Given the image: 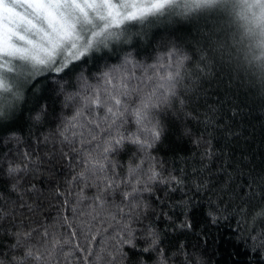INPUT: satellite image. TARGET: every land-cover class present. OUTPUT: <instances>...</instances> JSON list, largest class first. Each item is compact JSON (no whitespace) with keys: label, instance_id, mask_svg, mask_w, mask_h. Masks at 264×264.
Masks as SVG:
<instances>
[{"label":"snow or ice","instance_id":"snow-or-ice-1","mask_svg":"<svg viewBox=\"0 0 264 264\" xmlns=\"http://www.w3.org/2000/svg\"><path fill=\"white\" fill-rule=\"evenodd\" d=\"M218 17L231 44L221 39ZM181 25L190 27L177 35ZM225 48L253 70L247 92L264 107V0H0V129L19 120L27 93L50 77L67 110L35 148L21 153L16 132L0 136V264H197L157 222L190 230L201 194L210 222L238 217L251 249L264 253V173L244 153L232 159L229 146L244 139L235 129L248 104L236 103L233 89L241 85L231 75L225 84L217 71ZM141 49L152 52L142 58ZM90 61L94 71H85ZM213 82L222 96L194 100ZM46 109L27 119L47 121ZM182 119L181 134L196 151L169 170L153 151L166 123ZM193 121L203 129L195 139ZM57 157L75 165L67 181L75 187L52 191L54 219L42 212L46 197L35 177ZM244 168L247 178L233 188ZM159 186L183 196L171 206L159 195L149 203Z\"/></svg>","mask_w":264,"mask_h":264},{"label":"trees","instance_id":"trees-1","mask_svg":"<svg viewBox=\"0 0 264 264\" xmlns=\"http://www.w3.org/2000/svg\"><path fill=\"white\" fill-rule=\"evenodd\" d=\"M217 23L226 29L222 33L221 39L227 40L231 44V32L227 31L225 19L218 17ZM189 27V25H181L177 35H183ZM231 31L235 32L236 29L233 28ZM151 52V49L147 53L141 49L142 58H146ZM219 59L221 58L218 57ZM106 62L109 61L107 59L100 61V65ZM89 69L94 71V62L90 61L84 70L88 71ZM217 71L221 72L225 84L228 83V75H231L235 79V83L241 85V87L233 89L237 96L236 103L248 104V107L244 109V112L247 113L245 119L235 129L237 132H241L244 139L229 146L234 153L232 159L233 161H237L241 158V153H244L248 157V160L245 162L249 164V167H254L257 172L264 173V107H260L254 103L253 94L247 92V87H251L255 80L253 70L247 66L242 54L238 58L236 52L233 51L230 53L225 48L222 57V66L217 68ZM52 80V77L47 81L41 80L35 88L30 90L27 93V103L23 106V113L19 120L7 128L0 129V136H7L12 131L16 132L20 137L21 153L27 150L29 145L35 148L38 139L43 143L45 137H51V134L56 130L58 124L57 118L62 117L67 112L66 109L62 110L61 108V103L57 99L56 92L54 91L56 84ZM214 92L218 93V95H213L212 93ZM222 95V85L216 82L211 83V85L206 83L200 96L198 98L194 97V100L198 99V102L203 105L205 101L211 103L218 96ZM45 104L47 105L46 110L49 114L48 120L33 126L32 122L27 119L29 112ZM199 112L201 119H203L205 108H200ZM187 123V119L176 122L168 121L165 125L166 131L153 151L156 159L163 161L165 167L169 170L183 167L184 161L186 159L191 160L193 152L196 151L195 145L189 142V138L181 134L180 126ZM192 127L195 132L192 139H195L196 135L203 129L202 127L198 130L195 129L194 121L192 122ZM245 140H247V143L244 142ZM47 147L51 149V140H49ZM58 147L59 144L57 142ZM40 155L48 159L44 150L40 151ZM196 159H199V157H196ZM45 167L50 168L51 171L42 170L36 175L35 182L37 188L42 189L46 197L45 207L42 212H50L55 219L57 207L56 201L51 196V193L57 186H62L64 191H69L75 187L67 183L71 179V175L75 174V165L73 168H69L67 160H60L57 157L52 165H45ZM242 171L245 175L240 177L236 184H233V188H237V185L243 179L247 178L248 168H244ZM49 180L54 181L51 186L48 183ZM159 188L161 190L153 194L152 200L149 203L155 200V195H159L166 199L167 205L171 206L183 196L182 192L169 193L162 190L163 186H159ZM148 195L145 193V196ZM69 199L73 198L69 197ZM193 203L195 206L191 208L189 213L192 228L185 230L183 234L179 230L173 231L171 228H168L164 221L157 222L160 230L168 233V241H171L172 244L185 245V251L194 257L197 264H264V258H262L264 257V253H261L259 250L253 251L251 249V241L245 238L246 233L238 229L236 223V219H239L238 217L233 219L229 217L228 213H224L216 223H212L206 215L208 210V196L204 194L196 196ZM160 206L165 207V205ZM165 211L175 212L177 210L165 207Z\"/></svg>","mask_w":264,"mask_h":264}]
</instances>
